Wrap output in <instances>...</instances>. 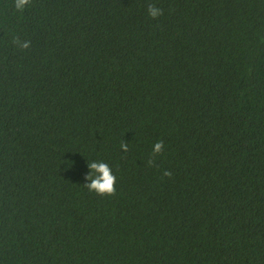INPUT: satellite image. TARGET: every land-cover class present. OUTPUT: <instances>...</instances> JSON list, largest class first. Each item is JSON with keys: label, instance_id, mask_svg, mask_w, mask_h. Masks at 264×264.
<instances>
[{"label": "trees", "instance_id": "trees-1", "mask_svg": "<svg viewBox=\"0 0 264 264\" xmlns=\"http://www.w3.org/2000/svg\"><path fill=\"white\" fill-rule=\"evenodd\" d=\"M0 264H264V0H0Z\"/></svg>", "mask_w": 264, "mask_h": 264}, {"label": "clouds", "instance_id": "clouds-1", "mask_svg": "<svg viewBox=\"0 0 264 264\" xmlns=\"http://www.w3.org/2000/svg\"><path fill=\"white\" fill-rule=\"evenodd\" d=\"M31 4V0H14V7L17 11H24V9ZM147 13L152 19H156L163 15V9L156 6L153 3L147 4ZM13 43L19 46L21 49H28L30 47V41H21L19 37L13 38ZM120 148L122 152L127 153L129 148L125 142L121 143ZM164 151L163 141H157L152 148L151 157L148 160V165H156V157L161 155ZM90 169L89 173L84 177L88 183L84 186L90 191L95 192L100 196H114L116 194V176L113 174L111 167L103 161H93L88 164ZM164 177L171 178L172 172L164 170Z\"/></svg>", "mask_w": 264, "mask_h": 264}]
</instances>
